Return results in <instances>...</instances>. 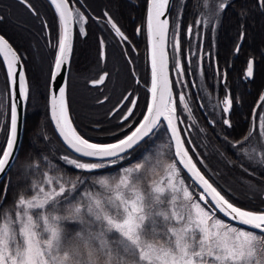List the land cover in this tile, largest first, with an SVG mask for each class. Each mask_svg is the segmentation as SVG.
Instances as JSON below:
<instances>
[{"label":"snow or ice","instance_id":"snow-or-ice-1","mask_svg":"<svg viewBox=\"0 0 264 264\" xmlns=\"http://www.w3.org/2000/svg\"><path fill=\"white\" fill-rule=\"evenodd\" d=\"M33 15L39 13L29 0H20ZM58 17L54 60L50 70V117L68 155L60 159L67 167L86 175L100 174L91 188L80 192L87 180L77 176L65 180V172L53 176L45 171L40 182L33 181L17 192L7 207L8 190L5 184L0 195V264H264V208L238 206L229 188L206 175L203 159L198 157L185 129L178 109L191 112L185 94L176 88L186 83L171 76L190 74L191 62L182 48L181 35L202 39L206 25L215 31L212 19L230 6L225 2L209 4L200 0L198 6L208 9L207 15L193 24L183 25V10L170 17L172 0H146V16L136 34H146L148 68L150 72L144 110L139 111V97L134 91L121 93V98L109 110V117L119 116L120 124L107 140L88 135L74 123L67 98V83L57 86L70 65L73 52V27L86 35L88 17L80 8L73 10V0H49ZM264 8V0H256ZM82 7V6H81ZM203 15V14H202ZM241 15H245L242 11ZM107 17L115 34L135 52V45L112 20ZM3 17L0 16V20ZM42 27L49 30L46 20ZM171 39L169 40V35ZM244 33H241L243 39ZM171 43V56L167 44ZM101 62L107 59L101 39ZM194 54L197 66L211 57L207 52ZM240 45L234 49L238 54ZM131 53L121 52L125 62L132 65ZM0 64L5 68L8 94V135L0 146V174H6L17 159L18 109L29 98V84L23 70V54L0 35ZM255 58L246 62V77L254 75ZM186 68L188 71H186ZM217 71L219 68L217 66ZM130 74L140 80L131 69ZM227 82V70L219 72ZM110 78L108 72L91 80L93 86L103 85ZM103 95L96 103L110 100ZM221 123L231 128L230 114L233 98L230 89L220 101ZM126 109V111H125ZM212 123H215L213 121ZM122 126V127H121ZM97 131L102 132L97 125ZM161 131L168 135L170 157L164 159L151 151ZM260 138L264 146V93L250 114L249 130L235 141H228L229 149L239 159L264 164V152H258L251 141ZM47 139V136H43ZM144 154L132 163L133 154L142 146ZM194 156L197 158L194 159ZM47 161L48 157H42ZM123 165V167H121ZM29 168H38V162ZM243 168V165H241ZM116 169L114 173L102 170ZM202 168L204 170L202 171ZM164 173L163 181L152 177ZM253 175V173H249ZM190 181V183L186 182ZM96 189H99L97 191ZM70 225H75L72 230Z\"/></svg>","mask_w":264,"mask_h":264},{"label":"flooded vegetation","instance_id":"flooded-vegetation-1","mask_svg":"<svg viewBox=\"0 0 264 264\" xmlns=\"http://www.w3.org/2000/svg\"><path fill=\"white\" fill-rule=\"evenodd\" d=\"M207 1L205 0V2ZM220 2H225V0H216L215 3ZM226 2L230 6L220 13L218 20L212 19L215 31H211L208 25L202 30L196 26V30L201 31L202 39L198 40L195 36L187 38L181 35L182 48L188 53L191 62L190 74L185 77H180L175 71H171L172 77L182 78L186 81L185 84L178 86L176 91L185 94L186 102L191 109L189 113L184 111L183 106L180 105L178 111L183 118L181 128L186 130L187 137L190 139L189 131L192 128V123L196 122L199 125L202 123V126L208 128L216 140L215 143L203 147H212L215 150L223 149L227 156V164L230 167L243 165L247 178L252 182L262 183L264 187V164L250 161L243 156L237 159L229 149L227 142H220L223 126L220 101L223 100L228 86L227 83L222 82L219 74L220 51L222 49L229 48L235 60L233 64H230V68L236 69L241 67V64L236 60L238 56L241 62H246L249 59L247 57L252 52L253 45L251 39L264 37V8L258 7L256 0H226ZM29 3L37 10L39 16L33 15L20 0H0V16L3 17L0 20V34L9 40L14 49L23 54L24 71L30 88L24 113V133L27 120V124L32 129L39 126V121H42L45 115L48 116L52 124L48 113V91L50 70L55 55L53 45L56 43L58 26L57 14L46 0H29ZM192 3L193 5L196 4L193 1ZM188 4L189 0H187V7L183 10L182 23L185 26L193 24L197 19L204 18L208 12L206 8L198 6L200 0L194 9L188 7ZM72 6L73 10L80 8L88 20L85 26L86 35H81L75 26L73 27L74 45L70 69H68L67 90L70 112L74 118V123L78 124L80 129L99 140H107L111 133L116 132L117 125L120 124L119 116L109 117L108 112L121 98V93L134 91L135 96L139 97V111L144 110V99L147 95L146 87L149 86L150 82L147 37L146 34H136L135 29L145 21L146 0H73ZM180 8L181 6L176 8L170 17L175 18ZM242 11L245 15H241ZM105 13L111 16L112 20L135 45L134 53H131L129 46L115 34V30L108 23ZM43 20L48 22L49 30L42 27ZM241 33H244L243 39H241ZM222 37L229 40L220 41ZM101 39L104 41L103 47L108 54L107 59L103 62L99 56ZM170 39L171 34L169 35ZM168 44L169 56H171V43ZM237 45H240V51L235 54L234 49ZM198 47L201 48V56L207 52L212 53L211 57L205 56L199 67L197 66V57L194 55ZM125 49L131 53L132 65H128L121 55ZM217 66L219 71H217ZM133 68L140 80L139 84L130 74ZM186 71H188L187 68ZM104 72H108L110 78L103 85L93 86L90 81L98 79L99 75ZM103 95H108L111 99L103 105L96 103L98 99L103 98ZM196 111L200 121L195 116ZM225 115L228 116L229 114ZM8 119L5 68L0 64V146L6 142ZM213 121L215 123H212ZM245 122L244 124L249 130L250 118L246 119ZM97 125L103 129L102 132L96 130ZM254 137L260 139L258 136ZM251 143L257 147L258 152H264V146H260L258 142ZM148 147L147 144L142 145L133 156L141 155ZM132 161L133 159L126 163L129 164ZM204 166L207 169L206 175L210 178L212 173L205 162ZM203 170L204 168H202ZM249 173H253V175H249Z\"/></svg>","mask_w":264,"mask_h":264},{"label":"trees","instance_id":"trees-1","mask_svg":"<svg viewBox=\"0 0 264 264\" xmlns=\"http://www.w3.org/2000/svg\"><path fill=\"white\" fill-rule=\"evenodd\" d=\"M192 1L196 3L193 5ZM52 6L49 0H46ZM198 0H189L188 7L196 8ZM181 6V0H174L171 13ZM53 7V6H52ZM196 14V13H195ZM144 23V21L142 22ZM256 37L253 40L252 52L247 58H255L254 75L251 78L246 77V62L239 61V56L236 58L241 67L232 69L230 64L235 62L233 55L230 53L229 48L220 51V72L227 70V89H230V94L233 98V107L228 115L231 120L232 127L228 128L222 126L220 142H225V137L228 141H235L248 131L245 121L250 118L259 96L264 90V39ZM228 38H221L220 41H227ZM150 76V75H149ZM221 78V77H220ZM199 114L196 111V118L200 121ZM28 120L26 121L25 133L23 136L20 151L9 175L0 184V195H3L5 184L11 182V187L8 190L7 201L4 202V207L12 203L16 194L21 189H25L33 181L40 182L43 179V173L49 171L51 175L58 176L61 172H65V180L71 179L75 181L77 176L84 178L88 176L84 173H79L78 170L67 167L60 159L65 152L69 150L65 148L55 130L50 123L47 115L39 121V126L35 129L29 127ZM203 124L199 125L194 122L191 125L189 136L191 146H194L195 152L198 157L202 158L207 168L210 169L212 175L211 179L218 182L225 188H229L233 196L238 197L235 200L238 206L248 208H264V199L262 197L263 188L259 183L252 182L245 174V167L240 166L230 167L227 164V156L225 151L215 150L212 147L207 148L209 144L215 143V136ZM46 135L47 139L43 136ZM140 152V151H138ZM142 155V154H141ZM140 154L134 155L133 160H137ZM42 157H48L45 161ZM197 157L194 156V159ZM38 162L39 167L29 168V165H35ZM123 166V165H122ZM115 170L107 169L102 172H110ZM190 182V181H189Z\"/></svg>","mask_w":264,"mask_h":264},{"label":"rangeland","instance_id":"rangeland-1","mask_svg":"<svg viewBox=\"0 0 264 264\" xmlns=\"http://www.w3.org/2000/svg\"><path fill=\"white\" fill-rule=\"evenodd\" d=\"M216 2V0H208L207 1V3H209L210 5L211 4H216L215 3ZM208 10V9H207ZM217 21V20H216ZM215 21V22H216ZM261 39H264V37H262ZM259 141H260V139H258V138H256V137H253V139H252V141L251 142H258L259 143ZM168 144H169V140H168V137H167V135L165 134V132L164 131H161V133H160V136H159V138H157L156 139V141H155V144H154V146H152V148H151V151L153 152V153H158L159 155H161L164 159H168L169 157H170V154H171V152H170V149H169V147H168ZM145 152V151H144ZM144 152H142V155L144 154ZM64 155H68L69 153H67V152H65V153H63ZM141 155V156H142ZM141 156H139V158L141 157ZM244 157V156H243ZM138 158V159H139ZM245 158V157H244ZM137 159V160H138ZM244 160V159H243ZM134 161V160H133ZM245 161V160H244ZM130 163H132V162H130ZM129 163V164H130ZM121 167H123V166H121ZM116 171V169L115 170H113V171H108V172H105V173H114ZM99 173L98 174H96V175H88V176H84V178L83 179H85L86 178V180H87V182H86V184L83 186V187H81L80 189H79V191L80 192H83L85 189H87V188H91L92 187V183H93V181L95 180V179H98L99 178ZM164 173H160L159 175H157V176H154V177H152V179H155V180H157V181H163V178H164ZM213 180V179H212ZM186 182H188V183H190L189 181H186ZM263 184L262 183H259V186H261V188H264L263 186H262ZM97 191H99V189H96ZM262 195H263V193H262ZM68 227H70L72 230H74L75 228H76V226L75 225H70V226H68Z\"/></svg>","mask_w":264,"mask_h":264},{"label":"water","instance_id":"water-1","mask_svg":"<svg viewBox=\"0 0 264 264\" xmlns=\"http://www.w3.org/2000/svg\"><path fill=\"white\" fill-rule=\"evenodd\" d=\"M173 1L174 0H172V7H173ZM172 7L170 9V14H171ZM72 27H74V26H72ZM73 37H74V28H73ZM73 45H74V38H73ZM167 49H168V53H169V44H167ZM71 57H72V55H71ZM70 62H71V58H70ZM68 69H70V65H69ZM68 69L64 72L63 76H61L60 78H58V80L56 81L57 86H59L61 83L66 82L67 83V90H68V74H69V70ZM23 70H24V66H23ZM48 92H49V112L48 113L50 115V90ZM263 93H264V90H263ZM67 98H68V91H67ZM27 100H25L23 102L17 101L18 104H20L21 106L18 109V139H17V144L15 146V150H16L15 151V154H16V157H17V155H18V153L20 151V148H21L20 145L22 144V139H23L24 122H25V114L24 113L26 111ZM50 119H51V117H50ZM51 122L53 124V127H54L57 135H58V132H57V130L55 128L54 122L52 120H51ZM58 137H59V135H58ZM60 140H61V138H60ZM14 162H15V160L12 162L13 165H14ZM10 170L11 169H9L6 174H0V184L5 179V177L8 175V173L10 172ZM263 199H264V193H263Z\"/></svg>","mask_w":264,"mask_h":264}]
</instances>
